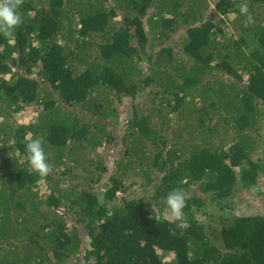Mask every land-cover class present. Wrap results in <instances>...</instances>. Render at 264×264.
Here are the masks:
<instances>
[{
	"label": "trees",
	"instance_id": "trees-1",
	"mask_svg": "<svg viewBox=\"0 0 264 264\" xmlns=\"http://www.w3.org/2000/svg\"><path fill=\"white\" fill-rule=\"evenodd\" d=\"M241 2L23 0L0 34V264H264V212L236 213L264 177V0L249 27Z\"/></svg>",
	"mask_w": 264,
	"mask_h": 264
},
{
	"label": "clouds",
	"instance_id": "clouds-1",
	"mask_svg": "<svg viewBox=\"0 0 264 264\" xmlns=\"http://www.w3.org/2000/svg\"><path fill=\"white\" fill-rule=\"evenodd\" d=\"M22 4L23 0H0V34H3L5 38H14V31L23 23V16L19 12ZM237 7L240 15L245 17L244 26L255 25L256 21L250 12L247 0L238 4ZM26 153L30 168L39 176L46 177L53 171L45 153L42 137H29L26 144ZM187 199L188 194L182 189H174L166 197L167 211L165 215L170 218V222L176 224L181 233L190 227L184 213Z\"/></svg>",
	"mask_w": 264,
	"mask_h": 264
},
{
	"label": "rangeland",
	"instance_id": "rangeland-1",
	"mask_svg": "<svg viewBox=\"0 0 264 264\" xmlns=\"http://www.w3.org/2000/svg\"><path fill=\"white\" fill-rule=\"evenodd\" d=\"M210 10H214V4L213 2L210 1ZM234 15L229 16V21L226 23L228 32H233V23L232 21L234 20ZM128 100H124L122 104V108L120 111V117L119 120L121 123L126 121L132 114V109L130 104H128ZM34 113L32 109L29 111H24L23 113L19 114L18 112L11 113L10 114V119L9 121L12 122L13 126H16L17 124H25L29 120L30 116H32ZM121 152L119 151H113L114 157L117 159L121 156ZM43 189H46L44 187ZM196 190H198V186L195 187ZM141 193V191H140ZM264 193V177L261 178L260 180V186L259 188L255 189L253 188L251 191H244L239 193V195L235 196L236 200V213L238 215H254V214H259L264 212V197L262 195ZM200 196H203V194L200 193ZM81 231H83V227L81 228Z\"/></svg>",
	"mask_w": 264,
	"mask_h": 264
}]
</instances>
